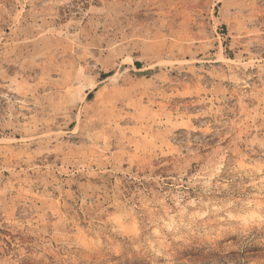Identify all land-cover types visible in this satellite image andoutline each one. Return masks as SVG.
<instances>
[{"label":"rangeland","instance_id":"374dc122","mask_svg":"<svg viewBox=\"0 0 264 264\" xmlns=\"http://www.w3.org/2000/svg\"><path fill=\"white\" fill-rule=\"evenodd\" d=\"M0 264H264V0H0Z\"/></svg>","mask_w":264,"mask_h":264}]
</instances>
